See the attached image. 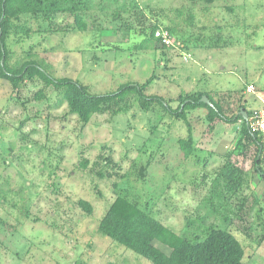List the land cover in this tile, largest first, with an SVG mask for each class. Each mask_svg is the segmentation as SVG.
Here are the masks:
<instances>
[{"label":"rangeland","instance_id":"obj_1","mask_svg":"<svg viewBox=\"0 0 264 264\" xmlns=\"http://www.w3.org/2000/svg\"><path fill=\"white\" fill-rule=\"evenodd\" d=\"M89 9L83 32L68 15L22 18L30 36L8 39V65L34 60L92 94L145 85V96L172 109L206 93L225 118L264 101V0H92ZM151 23L160 25L154 37L166 33L167 41L138 32ZM38 91L44 99L35 98ZM207 113L187 111L194 150L184 159L179 141L187 126L156 103L144 111L129 94L83 125L39 79L13 89L0 78V264H151L99 232L116 199L178 235L219 226L242 245L244 264H264L255 149L233 154L242 124H210ZM231 164L241 171L233 194L222 176Z\"/></svg>","mask_w":264,"mask_h":264},{"label":"trees","instance_id":"obj_2","mask_svg":"<svg viewBox=\"0 0 264 264\" xmlns=\"http://www.w3.org/2000/svg\"><path fill=\"white\" fill-rule=\"evenodd\" d=\"M188 1L191 3L200 2L209 6L215 0ZM91 3L92 0H0V78L9 81L13 89L19 88L21 84L23 85L28 81L32 82L39 79L45 87H51L54 92L62 97L70 113L77 116L83 125L87 124L93 115L117 106L129 94H134L137 97L139 105L144 111L149 110V107L156 103L176 120H181L186 124L187 139L179 141L184 159L189 158L194 150L187 111L206 108L208 111L206 121L210 124L216 120L225 124L237 121L242 124L241 129L237 131V142L231 152L240 154L243 153V150L253 146L255 156L252 165L258 179L264 182V165L261 161V148L258 138L249 133L246 121L239 113L225 118L219 104L206 93L186 96L180 99V104L176 109H172L169 103L161 97L145 96V85L126 83L115 92L92 94L86 86L76 80L51 76L34 60H26L18 68L8 65L10 56L7 45L8 39L11 36L20 35L15 40L18 42L24 38L28 39L30 36V30L26 26L18 24L22 18L32 17L45 22H52L60 15H68L73 19V28L83 32L88 29L85 18L88 17ZM118 12L121 13V11ZM119 13L116 16H119ZM159 26L158 23H151L138 32L146 36L148 41L157 40L161 37L156 39L154 33ZM163 28L162 31L167 30V27ZM203 96H206L211 105L201 102ZM35 98L44 99V95L38 91ZM259 105L256 108L262 106L260 99ZM240 109L248 114L254 108L247 111L244 106H241ZM237 173L241 174V171H238L232 164L222 173L225 179V188L231 194L240 184L238 182L240 175ZM79 205L88 214L92 212L88 203L80 201ZM98 230L103 236L145 258L151 264H244L242 245L229 231L210 224L201 229L187 231L185 235H178L162 225L146 209L139 208L123 199L115 200L100 220ZM155 241L167 247L169 253L166 254L158 249L154 245Z\"/></svg>","mask_w":264,"mask_h":264},{"label":"built area","instance_id":"obj_3","mask_svg":"<svg viewBox=\"0 0 264 264\" xmlns=\"http://www.w3.org/2000/svg\"><path fill=\"white\" fill-rule=\"evenodd\" d=\"M157 37H161L164 41H167L166 33H156ZM253 87L249 86L247 92H253ZM261 100V99H260ZM262 106L254 108L249 111L246 116V125L251 135H255L260 143L261 148V161L264 165V101L261 100Z\"/></svg>","mask_w":264,"mask_h":264},{"label":"water","instance_id":"obj_4","mask_svg":"<svg viewBox=\"0 0 264 264\" xmlns=\"http://www.w3.org/2000/svg\"><path fill=\"white\" fill-rule=\"evenodd\" d=\"M1 64H2V62H1ZM201 102H203L207 105H211L209 100L206 98V96L201 97ZM239 114L243 117L244 120L246 119L247 114L242 109H240Z\"/></svg>","mask_w":264,"mask_h":264},{"label":"crops","instance_id":"obj_5","mask_svg":"<svg viewBox=\"0 0 264 264\" xmlns=\"http://www.w3.org/2000/svg\"><path fill=\"white\" fill-rule=\"evenodd\" d=\"M239 113V112H238Z\"/></svg>","mask_w":264,"mask_h":264}]
</instances>
